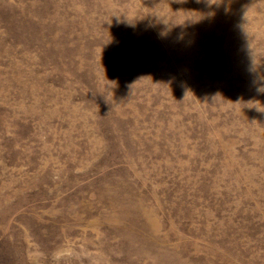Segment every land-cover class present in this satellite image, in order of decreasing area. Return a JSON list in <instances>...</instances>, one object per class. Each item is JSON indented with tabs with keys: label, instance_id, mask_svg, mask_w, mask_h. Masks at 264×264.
I'll return each mask as SVG.
<instances>
[{
	"label": "rangeland",
	"instance_id": "374dc122",
	"mask_svg": "<svg viewBox=\"0 0 264 264\" xmlns=\"http://www.w3.org/2000/svg\"><path fill=\"white\" fill-rule=\"evenodd\" d=\"M0 264H264V0H0Z\"/></svg>",
	"mask_w": 264,
	"mask_h": 264
}]
</instances>
